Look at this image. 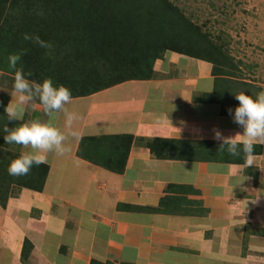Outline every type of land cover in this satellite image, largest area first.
I'll use <instances>...</instances> for the list:
<instances>
[{"label":"crops","instance_id":"1","mask_svg":"<svg viewBox=\"0 0 264 264\" xmlns=\"http://www.w3.org/2000/svg\"><path fill=\"white\" fill-rule=\"evenodd\" d=\"M168 53L156 63V79L130 81L146 85L133 88L143 100L119 113L132 116L124 118L133 130L127 126L124 133L146 141L202 142L197 149L202 158L194 152L195 158L160 159L139 143L125 172L115 174L78 156L81 138L93 136L85 127L75 139L65 135L64 154L47 153L50 172L43 191L12 183L14 194L6 207L0 203V264H264V141L255 143L251 166L242 155L237 158L243 162L218 158L228 151L219 149L214 131L242 132L228 112L238 106L235 92L216 90L212 63ZM235 80L264 88L246 76ZM236 86V93L261 92ZM24 109L32 120L41 114L28 101ZM27 116L24 112L26 122ZM80 177L87 178L85 186ZM169 195L174 212L160 211ZM123 204L150 210L120 208ZM26 240L32 248L25 262Z\"/></svg>","mask_w":264,"mask_h":264},{"label":"trees","instance_id":"2","mask_svg":"<svg viewBox=\"0 0 264 264\" xmlns=\"http://www.w3.org/2000/svg\"><path fill=\"white\" fill-rule=\"evenodd\" d=\"M25 33L50 42L51 50L24 40ZM208 34L171 0H0V85L14 80L8 65L10 54H22L17 67L23 69L30 82L51 78L55 85L71 89L72 98H84L128 81L156 79L157 61L174 52L212 63L217 77L216 90L236 93L239 85L263 91L257 85L235 80L244 79L245 75L240 69L242 62L231 57L229 38L217 36L219 41H215ZM222 76L234 79H222ZM7 102L8 98L0 95V203L3 207L14 194L9 192L12 183L42 192L50 172V166L42 163L34 165L27 175H9V164L21 153L18 145L6 144L7 133L3 129L25 122L8 121ZM37 118L36 115L34 120ZM139 143L146 144L156 158L181 160L195 158V153L196 159H201L197 149L205 144L184 140L146 141L132 134H109L83 137L77 154L112 172L124 173L131 150ZM227 154L218 158L226 162L244 161ZM172 199L170 195L163 198L160 211L174 212ZM120 208L150 210L128 204ZM31 248L26 240L22 254L25 262ZM90 264L113 263L92 260Z\"/></svg>","mask_w":264,"mask_h":264},{"label":"rangeland","instance_id":"3","mask_svg":"<svg viewBox=\"0 0 264 264\" xmlns=\"http://www.w3.org/2000/svg\"><path fill=\"white\" fill-rule=\"evenodd\" d=\"M171 2L184 10L188 17L200 26L203 33L208 32L209 37L211 36L213 40L219 41L217 36L229 38L227 39L230 41L228 50H230L232 58L242 62V67L246 70V79L260 82L264 86V0H171ZM172 53L169 52L168 57ZM13 83L14 80L0 85V95L8 98L7 106L14 101L11 94L13 93ZM145 85L133 84L128 81V83L113 86L88 97L77 100L72 98L71 102L65 106L66 111L62 110L56 113L52 122L64 135L73 139L83 127L86 128V134L93 136L106 135L105 133L109 132L128 134L124 133L127 131V126L128 131L133 129H129L130 121L124 117L132 118V116H130L131 114L123 116L119 113L124 114L132 111L131 108L137 106L133 102L135 99L143 100L142 92L135 89L133 91V88L140 89ZM137 93L141 96L138 97ZM208 97L206 96L205 100L209 101ZM28 104L29 109L32 105L33 107L39 106L41 114L38 116V120L49 121L50 118L45 113L43 106L36 103L35 99L28 101ZM28 111L26 109L25 115H28L27 121L30 122L32 112L28 113ZM24 119L26 120V117ZM25 120L23 121L26 122ZM10 148H14V146H10ZM19 150L21 152V149ZM102 169L106 168L102 167ZM87 171L80 170V172ZM79 180L80 183H83L81 186L87 184V178L80 177Z\"/></svg>","mask_w":264,"mask_h":264},{"label":"clouds","instance_id":"4","mask_svg":"<svg viewBox=\"0 0 264 264\" xmlns=\"http://www.w3.org/2000/svg\"><path fill=\"white\" fill-rule=\"evenodd\" d=\"M24 40L32 41L41 48L51 50L52 44L42 40L39 36L25 33ZM22 54H10L8 57L9 69L14 73L13 93L16 104L12 102L5 108L8 121H22L24 117V104L27 101L38 99L43 105L45 113L49 116L48 122L32 120L13 128L3 129L6 144L30 147L31 151L22 152L12 160L8 167L11 176L27 175L31 168L47 162V153L55 152L63 155L65 135L52 122L55 114L64 110L71 102V89L63 85H55L51 78L43 82L29 81L22 68L17 65ZM29 75H31L29 73ZM239 102L234 109L229 108V115L233 123L238 125L242 132L234 136H225L219 129L214 131V139L219 143L220 150L227 149L232 156H241L251 166L255 143L264 141V91L254 95L245 92L234 93Z\"/></svg>","mask_w":264,"mask_h":264}]
</instances>
